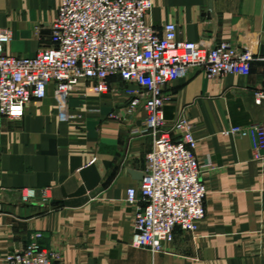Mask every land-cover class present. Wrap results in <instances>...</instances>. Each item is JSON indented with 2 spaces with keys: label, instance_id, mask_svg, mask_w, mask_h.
Segmentation results:
<instances>
[{
  "label": "crops",
  "instance_id": "crops-1",
  "mask_svg": "<svg viewBox=\"0 0 264 264\" xmlns=\"http://www.w3.org/2000/svg\"><path fill=\"white\" fill-rule=\"evenodd\" d=\"M60 0H0V27H9L5 51L33 56L49 43ZM149 21L176 25L187 41H228L264 57V0H152ZM105 94L75 89L70 117L61 120L53 87L31 99L20 118L0 127V264L39 231L41 246L65 264H264V157L252 137L232 127L264 122V59L246 75L209 78L193 68L164 88V127L180 115L193 123L195 155L207 187L205 216L193 233L176 231L163 251L134 247L135 205L126 190L140 180L152 136L145 111L121 112L138 86L109 78ZM135 173V174H134ZM47 189L43 202L41 190ZM35 196L24 201L23 192Z\"/></svg>",
  "mask_w": 264,
  "mask_h": 264
},
{
  "label": "built area",
  "instance_id": "built-area-1",
  "mask_svg": "<svg viewBox=\"0 0 264 264\" xmlns=\"http://www.w3.org/2000/svg\"><path fill=\"white\" fill-rule=\"evenodd\" d=\"M152 0H60L49 24V43L33 56H14L5 51L11 40L9 27H0V127L3 118H20L31 99H43L50 84L61 120L70 117L69 99L77 88L98 94L110 90L109 78L119 77L132 93L121 112L145 111L144 132L152 136L142 176L126 190L135 205L132 245L152 254L163 251L176 231L193 233L205 216L207 187L195 155L193 123L180 115L164 127V88L198 68L209 78L226 74L246 75L255 59H264L249 46L228 41H187L177 37L176 25L155 27L149 21ZM255 102L264 99L256 91ZM232 134L252 137V154L264 157V122L232 127ZM35 193L22 194L30 201ZM46 203L47 189L41 190ZM37 231L21 248L6 256L7 264H65L61 255L40 245Z\"/></svg>",
  "mask_w": 264,
  "mask_h": 264
},
{
  "label": "water",
  "instance_id": "water-1",
  "mask_svg": "<svg viewBox=\"0 0 264 264\" xmlns=\"http://www.w3.org/2000/svg\"><path fill=\"white\" fill-rule=\"evenodd\" d=\"M134 174H135V173H134ZM138 176H139V177H141V176H142V173H141V172H139V173H138Z\"/></svg>",
  "mask_w": 264,
  "mask_h": 264
}]
</instances>
